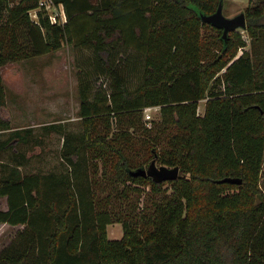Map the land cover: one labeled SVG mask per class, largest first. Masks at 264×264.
<instances>
[{
    "label": "trees",
    "instance_id": "16d2710c",
    "mask_svg": "<svg viewBox=\"0 0 264 264\" xmlns=\"http://www.w3.org/2000/svg\"><path fill=\"white\" fill-rule=\"evenodd\" d=\"M53 1L65 7L63 26L43 13L32 20L37 0H0V133L12 129L2 115L7 64L67 42L92 49L113 83L94 97L91 74L80 72L83 130L77 146L64 143L63 159L74 168L88 164L85 192L68 177L57 180L63 186L56 192L50 176L13 169L0 177L8 205L0 223L23 226L0 264H264V51L251 42L237 56L246 47L241 35L230 32L225 41L222 30L202 21L223 0ZM244 14L246 32L259 40L264 0ZM118 48L143 57L134 89L116 66ZM153 107L161 120L148 128L144 111ZM31 135L17 131L16 140L0 141V155L29 144ZM153 160L179 167V178L156 183L133 175ZM226 178L242 183H221ZM139 186L150 187L141 211ZM113 222L122 224L120 239L108 238Z\"/></svg>",
    "mask_w": 264,
    "mask_h": 264
},
{
    "label": "rangeland",
    "instance_id": "374dc122",
    "mask_svg": "<svg viewBox=\"0 0 264 264\" xmlns=\"http://www.w3.org/2000/svg\"><path fill=\"white\" fill-rule=\"evenodd\" d=\"M261 1L263 0H223V14L227 18H234L244 13L248 6ZM237 32L246 44V47L239 48L237 56L249 51L251 42L257 44L258 54L263 56L264 33L259 40L252 41L246 30ZM203 33L209 37L214 35L211 30H203ZM118 49L115 53L116 66L123 71L128 87L134 89L142 81L143 57L132 49ZM98 66L100 63L92 49L76 48L66 42L58 51L10 63L1 68L7 100L2 115L10 120L12 129L0 133V141L15 139L17 131L25 132L31 129L32 135L29 144L22 143L17 149H8L0 155V177L13 169L23 175L50 176V191L54 192L63 186L58 187L57 180L68 177L77 191L81 190V193L86 191L89 182L88 164L82 163L77 168L71 167L63 159V152L66 141L69 146L79 144L78 136L83 130L78 88L80 72L84 70L91 74L94 97L99 93L111 91L112 78L100 73ZM206 103L207 98L199 102L198 115L204 116ZM145 114L152 116L151 127L161 120L160 107L153 108L150 112L144 111L143 122L146 120ZM50 126H55L56 130H47L46 128ZM112 131H116L115 125ZM157 165L161 166L159 161ZM260 182L264 194V164ZM139 187L145 190L138 207V211H141L150 187ZM170 187V184L165 186L169 192ZM7 209V199L1 198L0 210ZM21 230L23 226L0 223V254L17 238ZM107 232L109 239H120L123 236L122 224L111 223Z\"/></svg>",
    "mask_w": 264,
    "mask_h": 264
},
{
    "label": "water",
    "instance_id": "95a60500",
    "mask_svg": "<svg viewBox=\"0 0 264 264\" xmlns=\"http://www.w3.org/2000/svg\"><path fill=\"white\" fill-rule=\"evenodd\" d=\"M223 1L219 3L217 11L209 16L202 15V21L213 27L222 30L223 40H227L230 32L238 30H246L247 22L244 13H241L234 18H227L223 14ZM179 167L169 168L167 166L157 165V161L153 160L147 168H142L133 173L134 176L150 177L156 183L174 181L179 178ZM221 183L241 184L242 181L236 178H226Z\"/></svg>",
    "mask_w": 264,
    "mask_h": 264
},
{
    "label": "built area",
    "instance_id": "2783aa9c",
    "mask_svg": "<svg viewBox=\"0 0 264 264\" xmlns=\"http://www.w3.org/2000/svg\"><path fill=\"white\" fill-rule=\"evenodd\" d=\"M39 13L46 15L51 24L53 25H65L68 22L65 7L63 4H55L53 0H37V6L30 10V16L32 20L39 23ZM156 108V107H153ZM153 108L145 109V112H150ZM145 122L147 127H151L152 116L145 114Z\"/></svg>",
    "mask_w": 264,
    "mask_h": 264
},
{
    "label": "crops",
    "instance_id": "0c3cea01",
    "mask_svg": "<svg viewBox=\"0 0 264 264\" xmlns=\"http://www.w3.org/2000/svg\"><path fill=\"white\" fill-rule=\"evenodd\" d=\"M1 199V198H0ZM4 211H6V210H4Z\"/></svg>",
    "mask_w": 264,
    "mask_h": 264
}]
</instances>
